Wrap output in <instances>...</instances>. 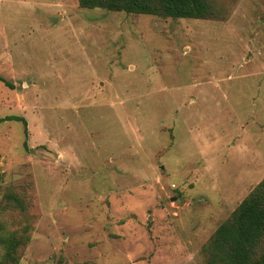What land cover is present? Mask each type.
<instances>
[{"label": "rangeland", "instance_id": "obj_1", "mask_svg": "<svg viewBox=\"0 0 264 264\" xmlns=\"http://www.w3.org/2000/svg\"><path fill=\"white\" fill-rule=\"evenodd\" d=\"M208 2L0 0V264H209L264 181V0Z\"/></svg>", "mask_w": 264, "mask_h": 264}, {"label": "trees", "instance_id": "obj_2", "mask_svg": "<svg viewBox=\"0 0 264 264\" xmlns=\"http://www.w3.org/2000/svg\"><path fill=\"white\" fill-rule=\"evenodd\" d=\"M80 7L132 15L171 19H201L215 17L208 0H78ZM9 89L13 86L0 77ZM3 121L26 122L18 117ZM264 239V181L233 212L231 219L220 226L210 244L209 264H264V255L257 247Z\"/></svg>", "mask_w": 264, "mask_h": 264}]
</instances>
